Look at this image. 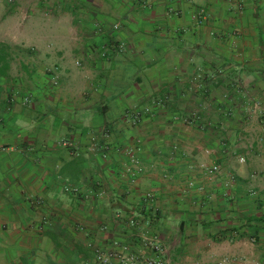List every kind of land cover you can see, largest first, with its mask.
Here are the masks:
<instances>
[{
	"label": "crops",
	"instance_id": "1",
	"mask_svg": "<svg viewBox=\"0 0 264 264\" xmlns=\"http://www.w3.org/2000/svg\"><path fill=\"white\" fill-rule=\"evenodd\" d=\"M1 11L0 264H264V0Z\"/></svg>",
	"mask_w": 264,
	"mask_h": 264
},
{
	"label": "built area",
	"instance_id": "2",
	"mask_svg": "<svg viewBox=\"0 0 264 264\" xmlns=\"http://www.w3.org/2000/svg\"><path fill=\"white\" fill-rule=\"evenodd\" d=\"M123 45V44H121ZM65 145H68L67 142L64 143ZM132 161L134 164L137 165V168L140 170L141 169V165H139V159L132 154L131 155ZM241 161H245L244 158H240ZM218 166H214L212 169L215 170L217 169ZM127 248V247H124ZM156 249H159L158 246H155ZM118 256V257H122V261L124 262V264H136L139 262H143L144 264H164L163 262L160 261V259L158 258H141V256H138L136 254H123V255H118L116 252L114 251H107V250H103V249H97L96 251V258H95V262L96 264H112V260L113 257ZM215 264H227L226 261L220 262V263H215Z\"/></svg>",
	"mask_w": 264,
	"mask_h": 264
},
{
	"label": "rangeland",
	"instance_id": "3",
	"mask_svg": "<svg viewBox=\"0 0 264 264\" xmlns=\"http://www.w3.org/2000/svg\"><path fill=\"white\" fill-rule=\"evenodd\" d=\"M6 1H7V2H8V1L10 2V1H12V0H6ZM0 15H1V16L3 15V17L5 16V14H4L3 11L0 12Z\"/></svg>",
	"mask_w": 264,
	"mask_h": 264
}]
</instances>
